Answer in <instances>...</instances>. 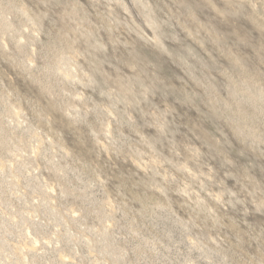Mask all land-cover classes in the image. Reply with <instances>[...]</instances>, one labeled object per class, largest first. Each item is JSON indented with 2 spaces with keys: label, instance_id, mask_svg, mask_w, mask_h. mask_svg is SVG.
Returning a JSON list of instances; mask_svg holds the SVG:
<instances>
[{
  "label": "rangeland",
  "instance_id": "374dc122",
  "mask_svg": "<svg viewBox=\"0 0 264 264\" xmlns=\"http://www.w3.org/2000/svg\"><path fill=\"white\" fill-rule=\"evenodd\" d=\"M0 264H264V0H0Z\"/></svg>",
  "mask_w": 264,
  "mask_h": 264
}]
</instances>
